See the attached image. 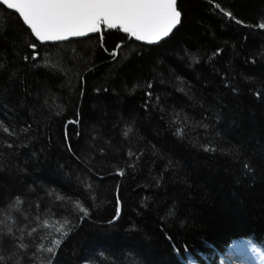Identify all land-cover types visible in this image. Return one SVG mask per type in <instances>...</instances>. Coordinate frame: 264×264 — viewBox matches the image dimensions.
Segmentation results:
<instances>
[{
    "label": "trees",
    "instance_id": "trees-1",
    "mask_svg": "<svg viewBox=\"0 0 264 264\" xmlns=\"http://www.w3.org/2000/svg\"><path fill=\"white\" fill-rule=\"evenodd\" d=\"M178 8L157 44H41L0 5L3 264H220L237 241L264 260V0Z\"/></svg>",
    "mask_w": 264,
    "mask_h": 264
},
{
    "label": "snow or ice",
    "instance_id": "snow-or-ice-1",
    "mask_svg": "<svg viewBox=\"0 0 264 264\" xmlns=\"http://www.w3.org/2000/svg\"><path fill=\"white\" fill-rule=\"evenodd\" d=\"M0 5L15 10L31 34L40 42L61 41L69 37L100 33L101 25H106L108 29H122L136 40L151 44L168 37L181 23L182 18L178 0H0ZM216 7L220 8V5L217 4ZM221 11L235 23H243L233 17L230 11L225 12L222 8ZM258 27L264 29V22H260ZM29 47L33 49L31 58L38 59L39 53L35 51L37 45L33 43ZM220 51L222 50H217L213 55H218ZM110 54L115 58L118 53L113 51ZM24 59L28 60L29 57L25 56ZM148 95L151 96V93ZM68 123L77 124L79 120ZM3 130L9 132L8 128ZM65 136L67 139V131ZM244 167L245 170L248 169L247 164ZM119 174L124 173L121 171ZM77 207L84 216L89 214L88 209L81 203H77ZM116 215L119 216V212ZM68 223L70 222L65 221V224ZM57 231L66 237L70 229L65 231L64 225H61ZM53 244L58 248L61 241L54 240ZM19 247L23 249L27 245L21 243ZM41 249L44 250L43 245ZM46 252L55 255V248L47 247ZM5 260L6 257L0 255V264ZM46 264H52L51 259L47 260Z\"/></svg>",
    "mask_w": 264,
    "mask_h": 264
},
{
    "label": "rangeland",
    "instance_id": "rangeland-1",
    "mask_svg": "<svg viewBox=\"0 0 264 264\" xmlns=\"http://www.w3.org/2000/svg\"><path fill=\"white\" fill-rule=\"evenodd\" d=\"M112 236V235H111ZM111 236L107 237L109 239H113L111 238ZM114 245V241L112 242ZM231 248V246H230ZM238 248H241V246H238ZM243 250H245L244 255H241V252L239 254V259L240 262H238L237 260L239 259H234V256L232 255L233 252L236 250L235 247L232 250V254L230 252H228L224 257L221 258L220 260V264H234L235 262H237V264H264V260H262L261 258H259L254 252H252L250 249H246L244 247H242ZM244 256H248V260L244 261L241 258H243Z\"/></svg>",
    "mask_w": 264,
    "mask_h": 264
},
{
    "label": "water",
    "instance_id": "water-1",
    "mask_svg": "<svg viewBox=\"0 0 264 264\" xmlns=\"http://www.w3.org/2000/svg\"><path fill=\"white\" fill-rule=\"evenodd\" d=\"M4 8H6L7 10H9V11H11V12H13V13H15L18 17H19V14L18 13H16L15 12V10H10V9H8L5 5H2ZM19 19L22 21V18L21 17H19ZM22 23H23V21H22ZM24 24V23H23ZM25 25V24H24ZM26 26V25H25ZM102 26H105V27H107L106 25H101V32L100 33H90V34H88L87 36H84V37H69L68 39H66V40H61V41H48V42H40V41H38L36 38H35V36L33 35V34H31L32 36H33V38L35 39V41H37L38 43H41V44H46V43H57V42H64V41H68V40H72V39H80V38H85V37H88V36H90V35H94V34H101L102 33ZM178 27V26H177ZM26 28H27V26H26ZM117 29H119V28H117ZM29 31H30V29H28ZM119 31L121 32V33H123V34H126V41H128V40H130V39H133L134 41H136V42H138V43H141V44H150V43H148V42H146V41H139V40H136L134 37H131L130 36V34H127V33H124L123 31H122V29H119ZM173 32V31H172ZM31 33V32H30ZM167 37H165V38H163L162 40H164V39H166ZM162 40H160V41H162ZM159 41V42H160ZM159 42H156V43H151V44H157V43H159ZM123 44V42H119L118 44H117V47L118 46H120V45H122Z\"/></svg>",
    "mask_w": 264,
    "mask_h": 264
},
{
    "label": "bare ground",
    "instance_id": "bare-ground-1",
    "mask_svg": "<svg viewBox=\"0 0 264 264\" xmlns=\"http://www.w3.org/2000/svg\"><path fill=\"white\" fill-rule=\"evenodd\" d=\"M240 244H239V242H236L232 247H231V250H230V253L232 254V250H233V248L235 247V251L233 252V256H234V259L236 260V259H239L238 257H239V254H240V252H241V255L243 256L244 255V253H245V250H243L242 249V247L241 248H238V246H239ZM240 252H239V251ZM242 260H244V261H246V260H248V256H244L243 258H241ZM238 262H240V259L239 260H237ZM234 264H237V262H235Z\"/></svg>",
    "mask_w": 264,
    "mask_h": 264
}]
</instances>
